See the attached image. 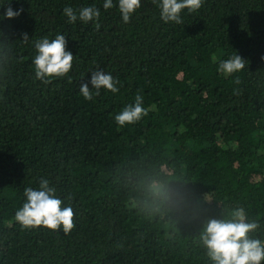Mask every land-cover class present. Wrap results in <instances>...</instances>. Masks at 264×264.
<instances>
[{
  "label": "trees",
  "instance_id": "trees-1",
  "mask_svg": "<svg viewBox=\"0 0 264 264\" xmlns=\"http://www.w3.org/2000/svg\"><path fill=\"white\" fill-rule=\"evenodd\" d=\"M104 3L0 0V264H214L204 230L239 209L264 243V0H202L180 24L160 0L128 23ZM91 6L98 20L81 21ZM58 34L72 68L37 79L35 42ZM234 54L245 68L219 71ZM95 71L119 91L85 100ZM137 95L148 114L119 126ZM41 179L73 209L67 234L15 220Z\"/></svg>",
  "mask_w": 264,
  "mask_h": 264
},
{
  "label": "clouds",
  "instance_id": "clouds-1",
  "mask_svg": "<svg viewBox=\"0 0 264 264\" xmlns=\"http://www.w3.org/2000/svg\"><path fill=\"white\" fill-rule=\"evenodd\" d=\"M155 2V0H154ZM104 8L113 7L112 0H105ZM140 0H119V11L124 23L130 21L131 15L140 7ZM202 0H160V17L165 23L174 21L182 23L180 13L184 9L190 12L199 9ZM23 9L13 11L7 8L4 18L12 19L18 17ZM64 15L69 22L77 20L76 11L71 7L64 8ZM99 10L94 7H84L79 10V19L83 22L98 20ZM99 29L100 25H95ZM29 38L24 34L23 40ZM67 38L64 35H56L55 39L49 41L43 38L35 42L38 55L34 58L35 76L37 79L61 77L67 74L72 68L74 56L66 51ZM264 60V57H262ZM246 61L234 54L231 59L219 64V71L224 74L239 72L245 68ZM47 82V81H46ZM118 81L110 74L103 71L91 73L90 84H80L79 92L85 100H92L95 89L96 95L100 89L112 93L119 91ZM143 97L137 95L135 104L126 107L120 114L115 116L116 123L123 127L126 124H133L148 114L149 109L142 105ZM24 195L26 202L22 208L15 213V220L24 228L44 227L50 230H58L61 226L64 233H69L74 228L73 209L61 207L62 201L55 196V189L49 187V181L41 179L39 190L25 188ZM259 227L256 222H248L243 209L236 210L231 218L208 222L204 234L201 237L203 245L207 249L208 257L214 264H260L264 259V243L258 239L250 238L249 234Z\"/></svg>",
  "mask_w": 264,
  "mask_h": 264
}]
</instances>
